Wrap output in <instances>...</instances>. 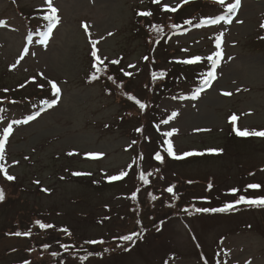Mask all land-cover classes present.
<instances>
[{"label": "rangeland", "instance_id": "rangeland-1", "mask_svg": "<svg viewBox=\"0 0 264 264\" xmlns=\"http://www.w3.org/2000/svg\"><path fill=\"white\" fill-rule=\"evenodd\" d=\"M181 2L164 0L169 6ZM234 2L225 0L222 8L193 4L187 7L190 14L208 17L194 16L190 27L172 30L171 25L158 34L152 28L155 21L174 15L154 8L160 14L138 16L151 11L153 0H53L60 20L41 43L47 30L44 0H0V135L13 120L36 117L13 124L5 147L4 163L15 179L8 181L0 173L5 194L0 201V264H57L63 255L68 256L59 264H204L203 252L211 264H264V207L240 204L237 212L223 216L187 212L194 205L223 207L241 194L264 196V137H239L233 131H264V0H241L231 24L201 23L225 14L223 8ZM221 32L223 58L211 86L202 81L191 86L190 81L171 94L164 91L171 76L184 73L178 61L206 58L216 50ZM92 40L99 41L97 55L107 65L95 80ZM21 55L24 59L11 68ZM198 64L202 80L207 60ZM162 71L165 75L154 81L152 72ZM48 81L61 89L58 97ZM129 94L146 108L142 111ZM16 97L23 102L11 103ZM173 112L178 115L168 120ZM169 131L172 136L164 137ZM165 139L177 156L197 154L170 157L163 150ZM133 140L137 143L129 147ZM157 151L165 153L163 163L153 158ZM120 171L128 175L107 179ZM142 171L151 173L147 185L139 179ZM250 183L261 188L246 190ZM172 185L175 197L165 191ZM232 188L240 192L233 196ZM133 192L139 195L135 200ZM36 221L54 227L41 229ZM17 231L31 235L17 236ZM134 231H142V238L125 252L130 242L117 238ZM92 239L104 243H86ZM65 244L68 251L61 247ZM85 252L95 254L82 262L72 257Z\"/></svg>", "mask_w": 264, "mask_h": 264}, {"label": "snow or ice", "instance_id": "snow-or-ice-1", "mask_svg": "<svg viewBox=\"0 0 264 264\" xmlns=\"http://www.w3.org/2000/svg\"><path fill=\"white\" fill-rule=\"evenodd\" d=\"M190 0H182L183 4H187L189 3ZM215 2L221 6H225V0H215ZM153 3L159 4L160 0H153ZM241 3V0H235L234 3H228L226 5V7L224 8L225 10V14L220 15L216 18H212V19H207L202 21L201 23L204 24H219L221 21L231 24L232 23V14H234L236 12V10L239 8ZM44 4L46 5L47 11L44 13V20L47 21V30L42 33L43 39L41 40V43H46L49 39V37L52 34L53 29L57 26V24L59 23V16H58V9L54 6L53 0H44ZM181 5H177L175 7H169V5L164 4L163 5V11H169V12H176L178 10V8ZM138 16H142V17H150L153 15V13L151 11H140L137 13ZM185 24H189L191 25L193 22L191 19L184 21ZM85 29V31H88L89 26L85 23L82 25ZM199 26V25H197ZM173 28L179 27L178 25H172ZM152 28L154 31H156L158 34L160 32H162V28L160 25H152ZM261 28H264V23L261 24ZM109 35H112L111 33H109ZM222 37H223V32L219 33L216 37H215V51L212 52L210 55H208L206 58H202L201 56H194V57H190L188 59H183L181 61H178L179 63H183V64H195L198 63L200 61H202V59H206L208 62H210L211 65V70H209L206 74H204L202 76L203 79V85L205 86H211V82L213 80H215L216 77V69L219 67L220 62L223 58V49H222ZM99 43V41L96 40H92L91 41V45H92V51H91V56L94 58V62L92 64V68L95 69V71L93 72L91 79L95 80L98 79V73H101L103 71L107 70V65H104V61L100 58V56L97 55L98 53V49L96 48V44ZM24 55L28 54V48H24ZM186 51V50H185ZM24 55H21L15 64L11 65V68H15L21 60L24 59ZM145 60H148V57L145 56L144 57ZM110 63L112 64H119L120 61L119 60H112ZM129 67H134V65H129ZM123 71V70H122ZM42 75V74H41ZM124 75L126 76H131L132 73L130 72H124ZM152 79L156 80L158 78H162L165 73L164 72H160V73H156V72H152ZM33 80H35L36 78L33 77ZM109 80H113L112 76H108ZM115 82V81H113ZM48 83L51 86V89L53 90V94L54 96L58 97L60 94L61 89L57 86V84L54 81H48ZM20 87H24V85H20ZM38 87L43 88V85H38ZM203 88L198 89L192 96L193 99H196L199 95H200V91H202ZM4 92H7L8 89H4ZM223 95L226 96H230L232 95V93L230 92H224ZM129 100L134 101L139 108L143 111L146 108V105L144 103H142L139 99H137L135 96L133 95H128L127 97ZM56 103V100H53L49 106L51 107L52 105H54ZM4 109L0 108V112H3ZM176 115H178V113L173 112L171 114V116L168 118V120L173 119ZM35 116H29L27 119L24 120H13L11 123L7 124L6 127L3 128L2 130V135H0V173H2L5 178L8 181H13L15 179L14 176L9 175L6 165L4 163L5 161V147L6 144L8 142V139L10 137V135L13 132V124H21V123H28L30 120L35 119ZM3 119V116H0V120ZM168 120L162 121V123H168ZM237 120V117L235 115H233L232 117H230V121L233 123V125H235ZM159 127V126H157ZM136 132L138 133H142L143 129L142 128H136L135 129ZM233 131L235 132V134L239 137H264V131H257V130H248V129H244L241 130L238 127H234ZM173 132L169 131V132H165L163 133L164 137H170L172 136ZM137 143L136 140H133L131 142V144L129 145V147H131L132 145H135ZM163 144L166 145V147L163 149L168 156L176 158V159H180L186 156H191L197 153H193V152H186L183 153L182 156H177V154L174 151L173 148V144L171 143L170 140L165 139L163 141ZM210 152H219L222 150H217V149H210L208 150ZM69 155H72V153H69ZM90 157H97V156H102V153H88L86 154ZM156 161H159L160 163L164 162V156L161 155L160 151H157L153 157ZM140 159H143V156H140ZM74 176H80V175H90V173H80V172H74L72 173ZM128 175L127 171H120L118 175H113V176H109L107 177V179L111 182V181H118L123 179L124 177H126ZM151 175V173L145 174L143 171L140 173L139 175V179L145 184H149V179L148 176ZM37 184H39V181H36ZM209 189H211L212 185L209 184ZM174 188L175 186H169L165 189V191L167 193H170L173 195V197H175V192H174ZM261 188V185L259 183H250L246 186V190L247 189H254V190H258ZM43 191H48L47 189H42ZM138 191V189H137ZM230 194L235 196L238 192H240V189L238 188H232L229 190ZM5 198V194L3 189H0V201H3ZM137 198L136 196V192H133L131 195V199L135 200ZM153 199H156L155 196H153ZM240 204H245V205H249V206H258V207H264V196H259V197H248L246 195H239L237 199H235L233 202H227L223 205V207H219V208H198L196 209V211L198 212H227L230 210H233L237 205ZM185 211H187L185 209ZM36 223L39 225V227L41 229H49V228H53L54 225L52 224H47V223H43L41 221H36ZM139 223V222H138ZM62 231L68 235H71V233L69 232V230L67 228L62 229ZM17 236H21V235H31L30 231L27 232H19L17 231L16 233H14ZM142 238V231H134L131 234H127V235H121L119 236L117 239H119L122 242H134L135 240L141 239ZM86 243L89 244H103L104 241L101 240H96V239H92V240H88L86 241ZM118 247H120L121 245H117ZM45 248L49 247V245H45ZM61 247H63L65 249V251H68L69 246L68 245H61ZM125 251L130 250L129 248L125 247L124 248ZM105 251H107V249H105ZM93 253L89 252L88 255H86L83 259L87 260L88 256L92 255ZM53 256L57 255L56 253H52ZM25 264H29V262H25ZM205 264H207V261H205ZM246 264H251V262H246Z\"/></svg>", "mask_w": 264, "mask_h": 264}, {"label": "trees", "instance_id": "trees-1", "mask_svg": "<svg viewBox=\"0 0 264 264\" xmlns=\"http://www.w3.org/2000/svg\"><path fill=\"white\" fill-rule=\"evenodd\" d=\"M203 2H205V3H210V2H207V1H201V0H196L195 2L194 1H192V2H190V3H187V4H183V5H181V7H179L178 8V10L176 11V12H169V11H163L162 9H163V5L164 4H162V0H160V3L159 4H156V3H153V5L150 7V10H151V12H154L155 14H160V13H162L163 15L166 13V14H172V15H174V17L173 18H171L169 21H162V20H160V21H155L156 22V25H160L161 26V28H162V32L163 31H165L167 28H169L171 25H178V26H182V24L184 23V21H186V20H189V19H193V16L196 14V13H194V14H190L189 13V10L187 9V7H192V5L194 4H196V7H198V6H200V3H203ZM203 7V6H202ZM154 8H157V11H161L160 13H157V12H155V9ZM36 14V13H35ZM192 15V16H191ZM178 28H180V27H176V28H173L172 30H177ZM171 32V31H170ZM161 33V32H160ZM166 34V33H165ZM189 65V66H188ZM188 65H185V66H182L183 68L181 69L182 71H184V70H186L187 68H189V71H190V68L192 69V70H195V68H194V66H190V64H188ZM193 67V68H192ZM186 68V69H185ZM162 72H164L165 73V71H162ZM109 76V75H108ZM171 76V75H170ZM190 76L188 75V70H186V71H184V73H180V74H177L176 76H171L170 77V79L169 80H167V82H165V84L163 85V89H164V91H169V90H171L173 87H174V85H176V83L178 84V83H181V82H183V81H186L185 79H188ZM168 78V77H167ZM166 78V79H167ZM154 81H156V80H154ZM15 99H17V100H12L13 101V103H18V104H20L21 103V101L23 100V99H21V101L19 100V98H15ZM31 100V99H30ZM23 102V101H22ZM141 221V220H140ZM140 221H138V222H140ZM131 243H133V242H130L129 244H127V245H130ZM88 253L89 252H85V254H83L82 255V257H78L76 254H74V253H72V257H74L73 259L74 260H79V261H85L83 258L86 256V255H88ZM93 254H95V253H93ZM90 255V256H88V258H91V257H93L94 255ZM66 256H68V255H66ZM66 256H60V257H58V259L57 260H55V262H57V264H59L60 263V261H63V260H66ZM97 256H99V254H97ZM65 258V259H64ZM81 258V259H80ZM68 262H70L69 260H67Z\"/></svg>", "mask_w": 264, "mask_h": 264}]
</instances>
